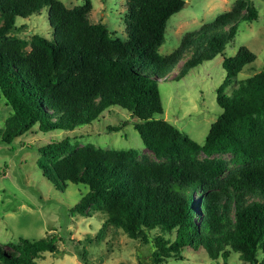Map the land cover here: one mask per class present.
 Returning a JSON list of instances; mask_svg holds the SVG:
<instances>
[{
  "label": "trees",
  "instance_id": "trees-1",
  "mask_svg": "<svg viewBox=\"0 0 264 264\" xmlns=\"http://www.w3.org/2000/svg\"><path fill=\"white\" fill-rule=\"evenodd\" d=\"M125 4L127 39L122 40L104 23L91 22V0L72 8L61 0H0V94L11 108L1 140L10 144L35 128L44 133L71 131L120 107L135 120L147 149L158 158L180 154L182 163L140 161L135 150L110 154L84 148L69 153L68 138L51 141L39 149L38 166L44 176L61 188L68 182L88 187L71 215L92 216V211L105 215L104 226L123 229L150 246L151 264L182 257L187 249H203L226 264L232 253L245 264H264V70L227 92L256 55L242 46L236 55L224 57L226 76L216 90L222 112L203 144L160 118L164 114L160 81L170 76L166 73L179 67L176 80L189 68L223 54L238 33L239 21L258 20V10L247 5L246 14L236 7L221 13L212 23L187 33L172 53L162 55L168 21L185 1ZM44 9L50 37L8 36L18 30V18ZM188 48L191 56L180 65ZM128 124L123 121L107 129L118 132ZM199 152L209 157L233 154L238 167L228 176L227 191H217L215 183L225 173L226 162H187ZM198 192L206 194L203 202L196 199ZM58 241L48 236L0 245V264H36L45 252L60 258L66 253ZM87 253L84 245L73 254L88 264Z\"/></svg>",
  "mask_w": 264,
  "mask_h": 264
},
{
  "label": "rangeland",
  "instance_id": "rangeland-1",
  "mask_svg": "<svg viewBox=\"0 0 264 264\" xmlns=\"http://www.w3.org/2000/svg\"><path fill=\"white\" fill-rule=\"evenodd\" d=\"M67 7L84 4L85 0H61ZM181 11L168 21L166 38L160 47L162 55L177 49L184 36L203 25L212 23L221 13L235 7L242 13L248 12L247 5L259 12L256 21H239L238 33L226 45L223 54L203 61L196 68H189L185 76L176 67L166 73L168 78L160 81V96L164 118L176 126L184 135L199 144L205 142L211 124L217 120L222 109L217 103V88L226 76L223 68L224 57L237 54L242 46L248 47L255 55L254 63L247 65L237 76L234 84L227 89L232 91L240 80L253 77L264 70V0H184ZM93 9L90 20L104 23L110 32L122 40L127 39L125 24V0H91ZM243 3V4H242ZM243 6H242V5ZM18 30L8 34L10 38L30 40L36 33L50 37L52 30L48 20V9L29 18L17 19ZM230 26H226L228 30ZM29 50V49H28ZM192 48L185 50L183 65L191 56ZM11 108L0 94V245L18 242L20 238L36 240L56 236L60 251L66 253L60 258L49 252L43 253L36 264H84L75 253L85 245L88 264H151V248L138 239L131 238L123 229L105 225V215L92 211L93 215L72 216L70 210L87 193L83 184L67 183L65 188L52 183L38 166L41 157L39 149L51 141L70 140L69 153L84 148L103 149L113 152L135 150L140 161L166 163L171 160L182 163L180 154L171 158H158L147 149L134 128L135 120L120 107L106 110L92 125L77 127L71 131L56 130L40 132L31 130L8 144L1 140V129L10 115ZM128 121V126L118 132L108 131L109 126ZM65 157V156H62ZM226 162L225 173L216 179V189L227 191L226 181L238 165L231 153L216 154L211 157L199 152L189 157L187 162L204 160ZM205 195L198 192L196 199L204 201ZM91 211V210H90ZM201 210L197 208V214ZM199 222V221H197ZM99 234V235H98ZM153 234H160L156 231ZM174 239V235L166 234ZM64 239L61 241L60 239ZM91 239V240H89ZM79 242L81 244H79ZM228 264H245L238 254L232 253ZM161 264H226L222 257L212 259L203 249L184 250L182 257H173Z\"/></svg>",
  "mask_w": 264,
  "mask_h": 264
}]
</instances>
